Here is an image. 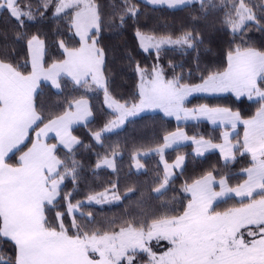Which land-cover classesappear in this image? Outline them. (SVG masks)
I'll return each mask as SVG.
<instances>
[{
    "label": "snow or ice",
    "instance_id": "1",
    "mask_svg": "<svg viewBox=\"0 0 264 264\" xmlns=\"http://www.w3.org/2000/svg\"><path fill=\"white\" fill-rule=\"evenodd\" d=\"M148 2L175 8L185 5L189 0ZM48 6L45 3V9ZM0 7L6 8L10 16L21 25L24 18L35 19L31 6L21 8L18 0H0ZM125 9L120 16L121 24L127 18L139 15L138 9L128 7V0H125ZM232 9L235 15L229 12L226 23L231 26L233 33L242 31L246 22L259 20L244 0H240L238 5L233 3ZM66 10H72L71 27L75 28L80 38V47L69 50L61 41L65 60L44 69L40 63L44 42L33 35L27 40L32 58L31 73L25 75L19 70L20 66L0 62V237L10 238L14 242L15 264H136V257L141 254L149 256L148 264H264V87L258 86L264 82V51L252 47H237L235 52L230 51L227 68L202 78L199 85L181 83L183 75L167 79L159 65L154 66L151 72L137 65L141 78L138 85L139 103L131 107L116 101L110 103L109 107L117 119L105 128L107 131L110 127L123 124L128 117L149 107L161 108L166 116H175L177 120L195 119L202 115L213 122L220 119L223 123L226 120L234 128L239 120L238 113L206 106L187 109L184 107L186 97L193 92L231 91L237 98L247 94L251 100L255 95L260 98L261 107L256 117L243 122L246 129L243 147L251 153L253 160V167L245 169L248 178L243 184L232 189L226 187V181L221 179V190L215 192L213 176L209 173L185 188L186 192L191 193L192 199L182 214L153 219L139 226L129 223L118 231L89 233L82 231L81 226L73 220L75 234H70L65 228L64 214L61 212L56 213V219L60 222L58 227L48 223L46 212L49 206L55 205L65 178L71 175L75 180L77 164L73 161L69 170L67 164L55 155L57 146L41 143L40 137L55 131L59 143L71 152L80 142L71 136L69 127L85 120L91 113L84 100L70 104L69 109L75 107L76 111L69 110L49 120L36 133V140L18 158V163L15 166L7 163L5 158L8 153L23 144L25 137L29 136V130L43 119L37 114L33 103L37 82L43 78L50 80L54 88H60L58 77L61 72H67L77 84L87 83V78L91 77V82L103 88L105 95H108L107 81L103 75L104 51L96 46L97 39L88 43L89 30L96 29L97 34L100 31L99 5L93 0H58L54 15L66 14ZM22 36V33L18 34V38ZM136 36L142 49L148 51L155 47L157 52L162 44L187 45L192 48L196 39L191 33H185L175 40L169 37L159 41L139 31ZM224 135L227 139V134ZM95 138L100 140L101 133H96ZM184 139L187 136L181 131L165 136L163 148L157 151L163 154L164 148ZM193 142L198 146V155L203 154L200 148L217 147L203 140ZM218 147L227 160L229 157L225 149L228 146ZM182 161L183 157H178L175 165L165 166V184L170 176L167 169L180 167ZM104 164L114 167L108 159L104 160ZM60 168H64L63 173ZM112 187L114 190L117 185ZM163 187L162 184L161 189ZM229 192H235L241 200L249 198L250 202L224 212H211L212 201ZM70 196L67 199L69 212H72ZM113 198L118 199L115 195ZM91 200L104 203L105 193L89 197ZM153 240L168 241L171 246L157 256L150 246ZM0 264L10 262L0 259Z\"/></svg>",
    "mask_w": 264,
    "mask_h": 264
},
{
    "label": "trees",
    "instance_id": "2",
    "mask_svg": "<svg viewBox=\"0 0 264 264\" xmlns=\"http://www.w3.org/2000/svg\"><path fill=\"white\" fill-rule=\"evenodd\" d=\"M21 8L30 5L35 13L34 20L24 18L21 25L11 17L8 10L0 7V62L20 66L19 70L27 75L31 73V60L27 40L37 35L44 42L42 65L44 68L65 59L63 41L69 50L78 48L80 42L71 27L72 10L66 14L54 15L58 0H18ZM99 5L100 31L91 33L98 40L96 45L104 51L103 75L106 78L108 95L123 104H136L140 100L139 88L141 78L137 65L151 72L159 62L166 78L183 75L181 83L198 85L202 78L212 73L223 72L228 66L229 52L237 47H252L264 51V0H244L251 8L258 21L246 22L242 31L233 33L226 23L229 12L235 15L232 4L240 0H203L171 9L152 6L141 0H128V7L138 9L139 15L127 18L121 24L120 16L125 12V0H93ZM45 3H48L45 9ZM39 8V11H37ZM137 31L155 38L177 39L185 33H191L196 39L194 47L184 45L180 48H162L157 51L141 49ZM23 34L18 38V34ZM60 88H53L48 83H41L34 94L33 103L37 114L43 119L38 122L26 143L12 153L6 162L15 166L19 155L32 141L34 131L70 110L69 105L79 99H86L90 105L92 118L83 125L72 129V134L80 142L69 152L59 146L55 155L71 169L76 162V178L68 175L59 192L54 206H49L46 218L50 225L59 226L56 213H63V223L70 234L73 220L81 226L82 231L112 232L118 231L129 223L139 226L153 219L170 217L183 213L188 205L190 195L185 188L209 173L214 179H226L230 188L241 185L245 180L244 171L253 165L252 156L243 151L242 127L236 128L231 136L235 144L233 158L223 161L218 152H209L201 156L193 153L191 144H183L166 151L164 161L173 163L183 157V166L167 182V186L156 193L164 183V169L155 154L143 158L137 157L141 165L134 170L135 157L159 148L164 137L183 130L189 137L204 139L214 144L222 142L223 132L228 128L212 127L205 121L177 123L160 111L144 113L128 119L124 125L112 132H103L115 114L104 105V89L95 87L91 82L77 84L66 76L58 79ZM264 87V82L258 84ZM225 108L238 113L242 119L252 118L260 109V99L237 98L226 93L221 95H193L185 99L184 107ZM101 133V139L95 138ZM49 142H54L49 140ZM113 156L114 168L97 167L98 162ZM61 173L64 168H60ZM113 185L117 187L113 190ZM115 192L116 202L95 205L83 203L88 197L104 192ZM70 204H78V212L70 215ZM259 199V196H256ZM249 198L237 200L228 197L211 208V212H224L249 203ZM15 245L8 239L0 237V259L15 264ZM147 254L136 257V264H148Z\"/></svg>",
    "mask_w": 264,
    "mask_h": 264
},
{
    "label": "rangeland",
    "instance_id": "3",
    "mask_svg": "<svg viewBox=\"0 0 264 264\" xmlns=\"http://www.w3.org/2000/svg\"><path fill=\"white\" fill-rule=\"evenodd\" d=\"M231 29V28H230ZM92 29H90L89 31H91ZM94 31L96 30V29H93ZM231 31H232V29H231ZM73 32H74V34L76 35V31H75V28H73ZM233 32V31H232ZM93 33V32H92ZM145 36H147V35H145ZM76 37L78 38V40H79V42H80V38H79V36L78 35H76ZM151 37V36H150ZM91 38V40H90V43H92V40H93V38L92 37H90ZM154 38V40L155 41H159L160 39H167V38H155V37H153ZM173 40H175V39H173ZM139 41V40H138ZM139 44H140V41H139ZM182 46H184V45H178V44H162L161 46H160V49H162V48H180V47H182ZM79 47H80V45H79ZM78 47V48H79ZM141 47V46H140ZM142 49V48H141ZM142 50H144V49H142ZM145 51V50H144ZM148 51H157L156 50V48L155 47H152V48H149L148 49ZM66 57V56H65ZM66 59V58H65ZM156 65H159V62H157V64ZM61 73H67V72H61ZM68 74V73H67ZM70 79V78H69ZM88 81L89 82H91V77H88ZM74 82V81H73ZM83 83V82H82ZM92 83V82H91ZM93 84V83H92ZM201 84V83H200ZM94 85V84H93ZM199 85V84H198ZM95 86V85H94ZM95 87H97V86H95ZM97 88H99V89H103V88H100V87H97ZM226 93H230V94H232V95H234V96H236L234 93H232L231 91H228V92H216V93H211V92H193V93H191V94H189L187 97H186V99L188 98V97H190V96H193V95H198V94H203V95H221V94H226ZM104 105H105V107L109 110V111H111V112H113L114 113V111H113V109L112 108H110L109 107V104L110 103H112L113 101H115V100H113L109 95H105V93H104ZM237 97V96H236ZM242 97H246V98H248V96H247V94H245L244 96H242ZM252 99H260L259 97H256L255 95L253 96V98ZM140 101V100H139ZM139 101L136 103V104H138L139 103ZM117 102V101H116ZM120 103V102H119ZM121 104H123V103H121ZM133 104H130V105H128L129 107H131ZM186 108V107H185ZM187 109H192V108H187ZM194 109H196V108H194ZM157 111H160L161 113H163L164 115H165V113L163 112V110L161 109V108H158V107H149V108H143V109H141V110H139L138 112H137V114L136 115H134V116H131V117H128L126 120H125V122L128 120V119H131V118H134V117H137V116H139V115H141V114H144V113H151V112H157ZM167 117H175V116H167ZM198 118V116L195 118V119H197ZM117 119V115L115 114V118L111 121V122H113V121H115ZM175 120V119H174ZM181 120H182V118H181ZM181 120H178V121H181ZM111 122L108 124V125H106V126H110L111 125ZM124 122V123H125ZM186 123L187 122H191V121H189V120H186L185 121ZM124 123L123 124H118V125H116L115 127H110V130H107V131H105V128H104V130H103V132H112V131H115V130H117V129H120L123 125H124ZM225 132V131H224ZM223 132V133H224ZM227 134V139H225V135H224V139H223V141H222V143L220 144V145H217V146H223V145H227L228 146V148H229V146H230V140H229V137H228V133H226ZM203 141H206V142H210V141H207V140H203ZM165 143V142H164ZM164 143H163V145L162 146H160L159 148H157V149H160V148H163V146H164ZM210 144L211 145H213L212 144V142H210ZM171 145H173V144H171ZM175 146V144L173 145V146H170V147H167V148H164V151H163V154H161L159 151H157V149H154L153 151H150V152H148V153H141V154H139V155H137L136 157H135V161H134V170L135 171H139L142 167H141V165L138 163V161H137V157H141V158H143V157H145V156H147V155H150V154H155L157 157H158V159H159V161H160V163H161V165L163 166V169H164V183H163V185H164V187H163V189L167 186V183L165 184V174H166V168H165V166L166 165H168V166H173V165H175L176 164V160H175V162H173V163H170V164H168V163H166L165 161H164V153L166 152V151H168V150H170V149H172L173 147ZM193 147V146H192ZM216 149H219V151H220V153H221V149H220V147H215ZM214 148V149H215ZM228 148H226L225 149V153L226 154H228V152H230V151H228ZM210 149H213V148H211V146L210 147H206V148H200L199 149V151L200 152H202V153H204V151H209ZM197 150H198V146H196V152H197ZM162 156H163V158H162ZM224 156V155H223ZM105 159H108V160H111L112 162H113V164H114V161H113V156H110V157H107V158H104L103 160H100L99 162H98V164L100 165V167H107V168H109V169H113L114 167H108L107 165H105L104 164V160ZM181 169V164H180V167H169L168 169H167V171L170 173V176H169V179H168V181L173 177V175L176 173V172H178L179 170ZM158 189H161V186L159 187V188H157L156 189V193H159L160 191H162L163 189H161L159 192L157 191ZM101 193H105V202L104 203H97L95 200H91V201H89V197L86 199V200H84L83 201V203H85V204H95V205H104V204H108V203H112V202H116V201H118L119 200V197H118V195L115 193V192H113V191H104V192H101ZM101 193H98V194H101ZM98 194H95V195H92V196H90V197H95V196H97ZM115 195V197H118V199H114L113 198V196ZM190 195H191V193H190ZM191 198H192V196H191ZM226 198H228L227 197V194L225 195V196H222V197H217L216 199H214L213 201H212V206L211 207H213V205L214 204H216V203H218V202H220V201H222V200H224V199H226ZM78 204H76V205H72V208H73V210H72V212H69V206H68V212H69V214L70 215H73L74 213H76V212H78ZM240 207V206H239ZM150 246H151V248H152V251L154 252V253H156V255L157 256H159L162 252H164V251H167V249H168V247H170L171 245L169 244V242L168 241H164V240H162V241H160V242H157V241H155V240H153V241H151L150 242ZM149 257V256H148Z\"/></svg>",
    "mask_w": 264,
    "mask_h": 264
},
{
    "label": "crops",
    "instance_id": "4",
    "mask_svg": "<svg viewBox=\"0 0 264 264\" xmlns=\"http://www.w3.org/2000/svg\"><path fill=\"white\" fill-rule=\"evenodd\" d=\"M141 1H143V2H145V3H147V4H149V5H152V6H162V7H167L166 5H153V4H151V3H149L148 2V0H141ZM198 1H201V0H189V2H187L185 5H188V4H191V3H194V2H198ZM185 5H181V6H177V7H175V8H180V7H183V6H185ZM169 8V7H168ZM175 8H171V9H175ZM96 31V30H95ZM93 29L91 30V31H89V36L91 37V33L92 32H95ZM94 39V38H93ZM90 40H91V38H89V40H88V43L89 44H91L90 43ZM29 50V49H28ZM29 55H30V53H29ZM42 58H43V53H42V56H41V59H40V63H41V65H42ZM66 58V57H65ZM30 60H31V67H32V58H31V56H30ZM65 60V59H64ZM58 63H60V62H58ZM43 66V65H42ZM50 67V66H49ZM44 68V67H43ZM48 68V67H47ZM47 68H44V69H47ZM32 71V70H31ZM61 76H66V77H68V78H70L72 81H74L75 83H76V81L70 76V75H68L67 73H60V75H59V77H61ZM59 77H58V79H59ZM88 79V78H87ZM41 83H48V84H50L51 86H52V83H51V81L50 80H45V79H43V78H41L38 82H37V88H36V90L33 92V97H34V94L36 93V91L38 90V87L40 86V84ZM53 87V86H52ZM54 88V87H53ZM56 89V88H55ZM79 100H84V101H86L87 102V106H88V110H89V112L91 113V111H90V105H89V102H88V100H86V99H79ZM78 101V100H77ZM76 102V101H75ZM75 102L73 103V105L75 104ZM198 108H200V107H198ZM198 108H196V109H198ZM209 108V107H208ZM211 109H216V108H211ZM219 109H225V108H219ZM71 111H76V109H75V107H73V108H71L70 109ZM69 111V110H68ZM232 112V111H231ZM232 113H235V112H232ZM64 115V114H63ZM256 115H257V113L252 117V118H250V119H242L240 116H239V120H237L236 121V124H235V127L233 128L232 127V125H231V123H228L226 120H225V122H221V120L220 119H217V120H215V122H213L212 120H210L207 116H202V115H200V116H198V118L197 119H183L182 118V120L181 121H178L177 119H176V117H170V118H172V119H175V121L177 122V123H186L185 121L186 120H189V121H191V122H199V121H205V122H207L210 126H212V127H221V128H228L224 133H223V135H222V141H223V139H224V134H226V133H228V137H229V140L231 139V136L232 135H234L235 134V132H236V128H238V127H242L243 128V131H242V138H241V142H242V147H243V143H244V136H245V125H244V121H246V120H251V119H253L254 117H256ZM62 116V115H61ZM92 118V114L91 115H89L85 120H82V121H78V122H76V123H73L70 127H69V132H70V134H71V136H73L74 137V135L72 134V129L74 128V127H76V126H79V125H83V124H85L86 122H88L90 119ZM56 119V118H55ZM38 123V122H37ZM187 123H189V122H187ZM47 124V123H46ZM45 125V124H44ZM44 125H42V126H40V127H38L35 131H34V133H33V136H32V141H31V143H30V146L28 147V148H30L31 146H32V143L36 140V133L37 132H39V130L41 129V128H43L44 127ZM36 125H34L30 130H29V135H30V132L33 130V128L35 127ZM177 131H181V132H183L186 136H187V139H184V140H180L179 142H177V143H172L173 145L175 144V146L174 147H176V146H179V145H183V144H187V143H189V144H191L192 146H193V153L195 154V155H197V156H201V155H198L197 154V152H196V146H197V144L196 143H194L193 141L194 140H204V139H194V138H192V137H189L183 130H176L175 132H177ZM175 132H173V133H175ZM172 134V133H171ZM170 135V134H169ZM168 135V136H169ZM28 137L29 136H27V137H25V140H24V142H23V144H21L20 146H18V148H20L21 146H23L25 143H26V141H27V139H28ZM76 138V137H75ZM49 140H53L54 142H49ZM78 140V139H77ZM40 142L41 143H44V144H47V145H49V146H51V145H56V146H59V147H61V148H63V149H65V150H68L67 148H65L64 147V145H62V144H60L59 143V141H58V139H57V137H56V133H55V131H50V132H48L47 133V135L46 136H41L40 137ZM165 142V141H164ZM222 143V142H221ZM221 143H218V144H214V143H212L213 145H220ZM173 145H171V146H173ZM76 146V145H75ZM74 146V147H75ZM210 147V146H209ZM218 147V146H217ZM17 148V149H18ZM28 148L25 150V151H23V152H26L27 150H28ZM211 148H213V149H210L209 151H204V153L202 154V155H204V154H206V153H209V152H213V151H215V152H218L219 154H220V156H221V158H222V160L223 161H229V160H232V158H233V151H234V148H235V144L230 140V146H229V148H231V151L230 152H228V159L226 160L225 159V157L222 155V153H220V151H219V149H216L215 147H212L211 146ZM215 148V149H214ZM17 149H13L11 152H9L8 153V155L6 156V158L5 159H7L12 153H14ZM243 151L245 152V153H248V154H250L251 155V153H249V152H247L246 151V149L243 147ZM23 152L19 155V157L23 154ZM252 156V155H251ZM18 157V158H19ZM176 161H177V159H176ZM175 162V161H174ZM183 162H184V160L182 161V163H181V168H182V166H183ZM251 167H253V165L251 166ZM251 167H249V168H251ZM244 175H245V180H247V173L244 171ZM204 178V177H203ZM202 179V178H201ZM200 180V179H199ZM220 180L221 179H219V180H216V179H214L213 178V191H215V192H219L220 190H221V188H220ZM225 181H226V179H224ZM244 180V181H245ZM244 183V182H243ZM242 183V184H243ZM226 187H228V188H230L229 186H228V184H227V181H226ZM235 188H237V187H235ZM235 188H232V189H235ZM189 193V192H188ZM189 195H190V193H189ZM227 197H233V198H235V199H237V200H241V197H238V196H236L235 195V192H229V193H227ZM190 199H192L191 198V195H190ZM244 199H246V198H244ZM212 208V207H211ZM211 208H210V210H211ZM6 239H8V240H10L11 241V239L10 238H6ZM13 244H14V242L13 241H11ZM96 258L98 259L99 257L98 256H96Z\"/></svg>",
    "mask_w": 264,
    "mask_h": 264
}]
</instances>
